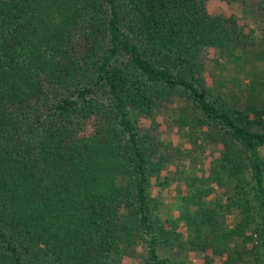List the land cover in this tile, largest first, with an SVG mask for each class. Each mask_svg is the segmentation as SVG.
<instances>
[{"label": "trees", "instance_id": "obj_1", "mask_svg": "<svg viewBox=\"0 0 264 264\" xmlns=\"http://www.w3.org/2000/svg\"><path fill=\"white\" fill-rule=\"evenodd\" d=\"M235 1L0 0V264H264V0ZM170 111L222 147L166 206Z\"/></svg>", "mask_w": 264, "mask_h": 264}, {"label": "rangeland", "instance_id": "obj_2", "mask_svg": "<svg viewBox=\"0 0 264 264\" xmlns=\"http://www.w3.org/2000/svg\"><path fill=\"white\" fill-rule=\"evenodd\" d=\"M206 3L211 12H235L240 15V6L235 0H232L230 3L226 0H206ZM247 21L249 26L256 27L252 21ZM256 29L258 28L254 29V33L258 31ZM214 56L215 53H208V60L212 59ZM208 65L211 66L209 62ZM170 115L171 111L167 114L164 113L163 115L159 116V129L161 130L160 136L164 140L172 142V153L177 156H173L172 161L166 163L165 169L162 170V175L167 173L168 176H170L167 185H165L163 188H160L158 182L157 184H153L154 193L161 196V199L166 203V206H170L172 204L178 190L185 189L184 179L186 176L190 175V177H197L199 175L209 174L210 160L219 155L222 147L220 142L213 140L212 136L214 134L212 129L208 131L210 133L199 135L197 142H189L186 135L187 132L185 130H179L176 125L170 123ZM260 154L264 156V146L260 148ZM176 168L181 169V172L176 174L177 177H180L181 179H171V177L174 176L173 172ZM214 193L215 191L213 194ZM209 207L210 206L208 204H204L201 208H197H200L202 212H207L208 209L206 208ZM197 208L195 211H197ZM213 215L217 216V212L213 211ZM205 237L206 236L203 233L202 238ZM215 257L219 258V256ZM187 260V264H203V255L199 252L195 254L194 251H189Z\"/></svg>", "mask_w": 264, "mask_h": 264}]
</instances>
